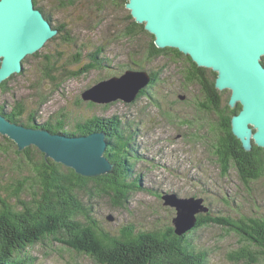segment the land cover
I'll return each instance as SVG.
<instances>
[{
    "label": "rangeland",
    "instance_id": "374dc122",
    "mask_svg": "<svg viewBox=\"0 0 264 264\" xmlns=\"http://www.w3.org/2000/svg\"><path fill=\"white\" fill-rule=\"evenodd\" d=\"M127 2L75 0L73 4L61 6L60 0H40L39 4L54 15L53 22L50 21L52 27L67 24L74 41H64L58 31L43 47L28 54V60L23 59L22 72L9 82L12 91L3 93L0 90V103H7L9 108L16 100L23 99L27 107L23 117L25 122L35 109L39 111L36 117L39 124L47 121L55 123L63 115L67 121V131H74L77 122L96 116L118 115L125 124H132L131 143L122 153V157L129 161L123 164L126 175L131 174L132 180L137 179L143 184L142 188L131 192L123 207L116 204L110 194L98 189L93 181L86 190L79 192L80 198L92 206V214L98 221L100 231L121 235L128 226H134L137 233L173 226L177 208L172 204L166 205L164 196H170L167 192L177 193L182 204L188 197L201 196L205 198V208L207 204L210 205L215 214L264 217V175L248 184L244 183L234 167L228 175H222L213 153L214 132L210 128L215 116L211 118L210 113L202 108L200 114L204 117V131H198L196 126L199 116L194 101L205 94L201 93L204 90L200 84L185 81L188 60L183 57L173 61L165 55L148 58L152 33L148 30L142 32L138 28L137 33L129 34L128 28L136 20L133 16L129 17L131 10L127 8ZM99 46L105 48L102 56L108 58L103 68L93 69L78 77H67L69 72L79 71L85 66L91 60L90 54ZM78 52L82 53L80 62L74 60ZM36 53L38 55L33 56ZM46 56L57 59L61 68L56 73L59 77L55 82L44 76ZM126 69H144L161 74L158 82L147 86H150L149 91L155 99L161 102L160 107L151 106V99H139L140 94L132 103L116 100L90 105L82 99V93L89 87L120 75ZM206 75L209 80H215L218 73L208 68ZM40 91L48 97L43 104L38 95ZM220 91L223 99L231 96L230 89ZM180 95H185V99H181ZM174 99L181 100L172 107ZM188 118L194 121L193 125L186 124ZM3 135L0 134V143L4 141ZM9 157L13 159L3 160L0 157V194L21 209L24 203L34 199L35 194L29 185L20 196L12 194L11 188L27 176L28 170L18 166L14 151ZM109 215L113 216V221L108 219ZM79 218L84 220L83 217ZM191 239L198 250L208 251L209 264H249L245 260L238 261L235 255L236 251L247 245L235 231L219 225H208L194 231ZM23 254L34 257V264H98L89 255L78 253L51 237L26 248ZM255 264H264V257Z\"/></svg>",
    "mask_w": 264,
    "mask_h": 264
},
{
    "label": "trees",
    "instance_id": "16d2710c",
    "mask_svg": "<svg viewBox=\"0 0 264 264\" xmlns=\"http://www.w3.org/2000/svg\"><path fill=\"white\" fill-rule=\"evenodd\" d=\"M34 1L35 6L43 12L45 18L53 22V13L39 4L40 0ZM112 1L116 2L117 0ZM74 2L75 0H60L61 6ZM100 5L102 4L100 3ZM129 17L132 15L130 14ZM55 27L59 29L58 35L64 41H74L67 24H58ZM138 28L142 32H147L145 24L133 21L128 28L129 34L137 33ZM152 36L147 57L156 59L165 55L171 57L173 61L186 57L189 65L185 70V81L188 84L198 83L204 92L211 94L209 105L200 107L206 110L217 108L214 96L220 94V97H223L221 91L216 87V79H208L206 75L208 68L199 66L190 55L184 54L177 48L158 47L155 43V36L153 34ZM104 50L103 46L97 47L90 54L91 60L79 71L69 72L67 77H78L93 69L103 68L106 65L105 62L108 61V58L102 56ZM37 55L38 53L33 56ZM28 57L24 60L27 61ZM81 58L82 53L78 52L74 60L80 62ZM262 63L264 64V57ZM60 70L58 60L46 56L44 76L55 82L59 77L56 73ZM20 73H15L0 83V90L3 93H10L12 88L9 87V82ZM151 73L153 78L150 86L161 78L159 72L151 71ZM150 86L141 91L139 96L141 97L144 91L149 90ZM38 95L41 97L42 104L47 101L48 97L42 91L38 92ZM87 102L94 105L92 101ZM227 107L231 108L229 103H227ZM241 109L242 105L239 103L231 110L236 114ZM26 111L27 107L23 99L16 100L9 108L7 103H0V114L25 126L42 127L53 133L71 136L106 131L109 142L106 155L115 163V168L111 174L84 176L63 162L56 161L52 157L46 158L45 153L35 145L20 151L17 144L8 135L2 134L4 141L0 143V157L3 160H12L13 158L9 156L14 151L16 155L14 158H17L18 166L28 170L27 176H24L15 187L11 188L12 194L20 196L29 185L33 188L35 197L31 202L24 203L21 209H17L16 205L11 203L7 197L0 194V264H28L29 262L34 264V257L24 256V250L34 247L49 237L69 246L78 253L89 255L98 264H209L208 251L198 250L191 239L194 231L208 225H219L229 231H235L242 240L247 242L246 246L235 252L238 261L245 260L249 264H255L260 261L261 257H264V217L262 216L241 214L238 217H232L215 214L213 211L202 212L198 215L196 226L183 235L176 233L174 225L168 226L164 230L140 231L138 233L134 226H128L124 228L121 235L100 231L98 221L92 214V206L80 198L79 192L86 190L90 182L93 181L97 184L98 189L110 194L115 198L116 204L123 207L129 200L131 192L142 188L143 184H140L137 179L132 180L131 174L126 175L123 164L129 161L122 157V153L131 143L132 124H125L118 115L96 116L77 122L74 131H67L65 130L67 121L63 115L58 117L55 123L47 121L39 124L36 121L38 109L29 113L27 122L23 119ZM198 116H200L199 113ZM192 118L195 117L192 116ZM188 119L185 120L186 124L193 125L194 121L191 118ZM197 124H202V121L197 119ZM127 126L129 127L127 128ZM212 126L217 131V133L214 132L212 142L213 153L216 155V162L220 165L222 175H228L231 168L234 167L246 184L264 175V147H260L254 142L252 150H246L231 127L226 133L219 128L216 122H213ZM227 134L231 137V142H215ZM211 209L213 210L212 207ZM79 217H83L84 220ZM254 245L256 247L253 248Z\"/></svg>",
    "mask_w": 264,
    "mask_h": 264
},
{
    "label": "water",
    "instance_id": "95a60500",
    "mask_svg": "<svg viewBox=\"0 0 264 264\" xmlns=\"http://www.w3.org/2000/svg\"><path fill=\"white\" fill-rule=\"evenodd\" d=\"M34 5V0H0V83L20 73L23 59L59 31ZM127 8L155 36L158 47L177 48L199 66L218 73L216 87L231 90L232 107L242 105L232 118L234 134L246 150L254 142L264 147V0H128ZM151 81L147 70L128 69L89 87L82 98L103 104L132 103ZM2 133L20 151L35 145L46 158L63 162L84 176L114 172L115 163L105 154L109 144L104 130L71 136L19 125L0 114ZM167 193L166 205H176L175 192ZM194 197L189 214L173 220L178 235L194 228L199 214L212 211L208 204L202 210L205 198ZM108 218L114 219L112 215Z\"/></svg>",
    "mask_w": 264,
    "mask_h": 264
},
{
    "label": "flooded vegetation",
    "instance_id": "af4514ba",
    "mask_svg": "<svg viewBox=\"0 0 264 264\" xmlns=\"http://www.w3.org/2000/svg\"><path fill=\"white\" fill-rule=\"evenodd\" d=\"M201 93L202 94H207V96L199 97L196 101H194L196 103V105L198 106V113L200 115L199 116V120L202 121V124H197L196 125L197 128H198V131H201L202 128L205 126L204 117H203L202 114H200L201 113V110H202V108L200 106H205V105L208 106L209 105V102H210L209 100L211 99V94L210 93L208 94V93H206L204 91H202ZM142 94L143 95H141V97H139V99L140 98H143V97H145L147 99H151V101H149L151 103L150 104L151 106L160 107L161 102H159L157 99H155V96H154V94H152L151 91L147 90V91H144ZM230 97L228 99H223V98L220 97V94H217L216 96H214V100H215V103L218 105V107L217 108H214V109H210V108L207 109V110L204 109V111H207V112L210 113L208 115H210L211 118H212L213 115L215 116V118H212V121L213 122L215 121L217 123V125L219 126V128L222 131L226 132V133L230 129V127H231V130H232V118L235 115L239 114V112L241 111L240 110L238 113L234 114V113H232V110H231L232 109V106L230 105L231 108H228L227 107V103H229ZM180 100L181 99H174V100H172L171 106L172 107L176 106L177 103L180 102ZM187 101H190V100L187 99ZM188 125H191V124H188ZM229 125H231V126H229ZM211 130L213 132L216 131V129L213 128L212 125H211ZM230 138L231 137L227 134L226 136H223V137L217 139L215 142L216 143H219V142H222V143L227 142L228 143V142H231L230 141ZM199 140H201V139L199 138Z\"/></svg>",
    "mask_w": 264,
    "mask_h": 264
},
{
    "label": "bare ground",
    "instance_id": "6f19581e",
    "mask_svg": "<svg viewBox=\"0 0 264 264\" xmlns=\"http://www.w3.org/2000/svg\"><path fill=\"white\" fill-rule=\"evenodd\" d=\"M35 6V5H34ZM35 8H36V6H35ZM48 41V40H47ZM46 41V42H47ZM15 123V122H14ZM20 125V124H19ZM42 128V127H41ZM42 129H45V128H42ZM48 130V129H47ZM2 134H4V133H2ZM5 135H8V134H5ZM174 195V199H176L177 200V204L175 205V204H172L173 206H175L176 208H177V216L176 217H180V219H182L183 217H185V216H187L188 214H189V209H190V205H191V202H192V198H195L194 196H192V197H188L187 199L188 200H185V204H182L181 202H180V199H178L177 198V193H174L173 194ZM165 198H167V197H165ZM203 206H202V210L203 209H205V205H204V202H202L201 203ZM179 210V211H178ZM182 210V211H181ZM205 212V211H204ZM175 217V218H176ZM197 222H198V220H197ZM197 222H196V224H197ZM196 226V225H195Z\"/></svg>",
    "mask_w": 264,
    "mask_h": 264
}]
</instances>
